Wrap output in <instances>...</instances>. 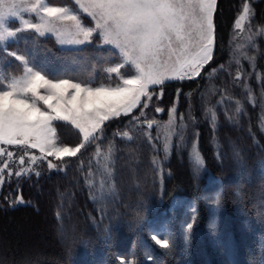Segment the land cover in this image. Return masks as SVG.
<instances>
[{
  "label": "trees",
  "instance_id": "16d2710c",
  "mask_svg": "<svg viewBox=\"0 0 264 264\" xmlns=\"http://www.w3.org/2000/svg\"><path fill=\"white\" fill-rule=\"evenodd\" d=\"M245 3L252 7V26L264 29V0H217L212 59L197 78L172 80L162 88L160 102L166 105L162 119L175 98L183 109L191 102L185 100V93L194 99L199 92L207 94L211 86L244 106L233 121L220 111L216 128L207 120L194 123L203 174L188 151L176 143L161 170L156 146L141 130L145 123L133 131L121 129L138 116L134 109L128 116L106 122L101 142L81 149L75 157L52 160L63 170L41 163L39 175L17 181L10 195H21L25 203L11 205L3 191L0 264H264V51L254 63L255 70L249 67L252 60H244V71L251 72L249 94L239 88L240 79L232 77V67L239 64L230 61L235 24ZM6 48L28 56L30 66L42 69L49 79L76 77L77 82L91 80L95 86L105 82L107 68L119 61L111 46L63 47L55 36L32 31L18 33ZM212 70L216 74L208 78ZM3 71L6 77L23 73L11 56L3 62ZM194 118L203 119L197 114ZM54 126L61 144L75 147L81 142L74 130L60 123ZM125 131L132 139L120 135ZM103 142L115 146L118 199L109 210L91 198L86 182L87 162ZM209 177L218 181L217 196L211 199L206 197V191L214 187ZM187 223H193V228L186 243ZM163 228L175 236L173 250L162 249L151 239L164 238Z\"/></svg>",
  "mask_w": 264,
  "mask_h": 264
},
{
  "label": "snow or ice",
  "instance_id": "6c2138e0",
  "mask_svg": "<svg viewBox=\"0 0 264 264\" xmlns=\"http://www.w3.org/2000/svg\"><path fill=\"white\" fill-rule=\"evenodd\" d=\"M74 4L88 13L94 26L85 25L74 7L50 6L45 0H33L28 6H24L25 0H0V47L22 31H32L40 36L53 33L57 43L62 45H114L120 49L123 63L108 69V72L116 74L120 67L134 65L135 73L114 88L93 87L94 81L77 82L76 77L49 79L42 69L29 66L32 61L28 56L18 55L16 51L8 52L19 61L23 75L6 77L0 61V145H16L25 150L39 148L41 153H46L42 159L47 156L57 159L75 157L81 149L102 140L106 121L128 116L134 108H140V115L133 116L129 122L140 124L141 116L145 115L143 109L149 106L152 94H157L155 88L152 94L149 93L150 86L162 88L166 82L186 79L188 71L198 76L200 69L212 59L213 12L217 0H74ZM23 12L36 13L40 22L24 20ZM243 13L240 19L248 17V5L243 7ZM9 18H19L22 27L11 28ZM63 22H72V27H61ZM235 27L241 28L240 20ZM193 32H196L198 41L204 42L199 59L181 65V70H186L184 75L167 74L163 67L164 55L177 51L174 44L186 49L185 42H191ZM4 50L7 51L6 48ZM6 79L8 82L5 84ZM155 111L163 110L155 108ZM57 123L74 130L81 136V142L75 147H56L58 133L54 125ZM144 123L147 128H152L156 121L145 120ZM120 135L132 139L127 131ZM168 150L165 146V151ZM0 156L11 158L13 153L0 147ZM36 159L35 156L30 157L32 162ZM193 159L197 169L203 167V159L195 149ZM18 163L23 165L25 156H20ZM48 167L63 170L50 161ZM6 171L9 176L14 174L17 177L39 175L31 169L13 173L5 160L0 167V185L5 182L2 174ZM16 202L24 203L22 199ZM215 203L219 205L220 201ZM192 228L193 223L186 224V243ZM160 235L164 238L152 236L151 239L162 249L173 250L175 236L167 228L161 229ZM147 258L153 259L151 255Z\"/></svg>",
  "mask_w": 264,
  "mask_h": 264
},
{
  "label": "rangeland",
  "instance_id": "374dc122",
  "mask_svg": "<svg viewBox=\"0 0 264 264\" xmlns=\"http://www.w3.org/2000/svg\"><path fill=\"white\" fill-rule=\"evenodd\" d=\"M66 0H45V3L50 4V6H58V7H74L79 14V16L82 18V22L85 25L91 24L94 26V21L91 20L88 13L83 12L80 10L79 6L74 4V0H71V4L65 3ZM33 0H25V5L28 6V4L32 3ZM245 5H248L250 8V13L247 18L240 19L244 13H243V7ZM251 5L249 3H245L242 6L241 12L238 16L237 20H240L241 28L237 29L235 27V32L233 35V44H232V58L231 62L234 64L238 63L239 65H235V67H232V77L233 78H239L240 84L239 88H242V92L244 94L250 93V74L249 72L247 74L246 71H244V60H247L249 62V67H252V70H255L254 63L257 61V57L262 51H264V43L262 40H264V29L261 31L259 29H256L251 24ZM91 11V10H89ZM215 12V11H214ZM214 12H213V24H214ZM22 18L24 20H28L32 23H39V18L36 16V13H30V12H23L21 14ZM237 22V21H236ZM8 24L11 28L15 29L17 27H22V25L19 22V18H9ZM236 25V24H235ZM61 27L69 28L72 27V22H63L61 24ZM55 36L53 33H46ZM45 34V35H46ZM196 32L192 33V39L191 42L186 41L187 44L186 49H182L179 45L174 44L173 47L177 48L176 52L172 53H166L164 55V65L163 67L167 69V74L170 75H184L186 70H181L182 64H188L193 63L196 60L199 59L200 54V48L202 47L203 41H198L196 39ZM214 36V43L212 47V56L214 53L215 48V32L213 33ZM17 37V36H16ZM15 37V38H16ZM15 38H10V40H13ZM9 40V41H10ZM8 41V42H9ZM6 42V44L8 43ZM6 44L3 47H0V61L5 62L7 58L10 56L7 54L8 52H12L11 50L6 48ZM63 47H80L79 45H71V44H61ZM118 52V58L119 61H117L115 64H111L107 70V78L105 79V82L99 84L98 86H104L108 88H114L118 84H122L123 79L130 78L132 74L135 73V66L132 67H120L119 72L116 74H112L108 72V69L112 67H117L120 64L123 63L122 57L119 55L120 49L116 48L114 45H108ZM6 48L7 51L4 50ZM20 55V54H18ZM169 55L171 56V59H169ZM250 55V58H249ZM210 62V61H209ZM208 62V63H209ZM206 63L201 69L200 73L202 72V69L208 65ZM256 64V63H255ZM252 65V66H251ZM30 66V65H29ZM224 69V67H222ZM235 71V72H234ZM216 74L215 71H211L206 75L208 78L214 76ZM23 73L19 76H22ZM200 75V74H199ZM198 75V76H199ZM188 78L186 79H194L197 78L193 72L188 71L187 72ZM249 83H248V80ZM246 82L244 83L243 81ZM8 81L6 80L4 83L6 84ZM93 87H98L95 85H92ZM208 86V85H206ZM206 86L202 88H206ZM164 85L162 86V88ZM153 88H155V92L157 94L162 93L161 86H150L149 87V93L152 94ZM213 86L210 87L209 90H207V94L199 92L197 93V96L193 99V97L189 93L184 94L185 100L188 98L191 100L189 105H186L183 109L181 108V102L179 101V98H175V102L170 108L168 109V116L166 119H162L161 116L163 113H157L155 111V108H162L166 109V105L164 103L160 102V99L163 96V93L161 95L152 94V100L149 102V106L145 109H143L145 115L141 116V122L144 123L145 120L147 121H156V123L153 125L152 128H147L146 124L143 126L142 123L135 124V123H129L132 119H130L128 122L124 123V128L121 127L122 130H125V128H129L130 131H133L135 128H140L141 130L148 136V138L155 144L156 150L159 154L158 157V165L160 166L161 170L164 171V162L167 160L168 155L171 151L172 146L176 143L175 146L179 147L180 149H186L188 151L189 157L194 161V149L195 152L199 154V156L202 158L199 150H198V136L199 132L197 131L194 123L196 121H206L209 122V124L213 127H217V114L221 111L226 116H228L230 121H233L235 117H237L240 110L243 109L244 106H242L241 101L231 97L228 94L219 95L217 89L212 91ZM205 91V90H204ZM247 99H250V96L247 97ZM159 100V102H157ZM264 103V101H263ZM151 107L153 111L150 113L147 111V109ZM138 112V116L141 113L140 108H134ZM133 109V110H134ZM175 109L174 112L171 110ZM204 113L205 118H203L201 113ZM197 114L198 116L202 117L203 119L197 120V118H194V115ZM111 121V120H110ZM261 125L262 129L264 131V106L262 108L261 113ZM108 122V121H106ZM106 122H105V128H106ZM120 127V126H119ZM102 140L105 138V131L102 134ZM102 140H99L101 142ZM182 143H185L186 145H183ZM55 144L56 147L62 148V147H72V146H65L61 144L58 140V137L55 138ZM165 146L169 149L167 152L165 151ZM0 147H5L8 151H11L13 153V156L11 158H6L4 156H0V167L3 166V162L6 160L9 169L14 173L16 171H19L21 169H31L32 172H36L39 168V164L52 162V160H57V157L55 156H47L46 159H42L41 157L44 156L46 153H41L39 148L35 149H27L21 148L16 145H0ZM115 146L109 143H102L98 144L96 146L95 152L91 159L87 162V176H86V182L90 191L91 198L98 203L99 205H102L107 210L110 208H114L115 204L117 202V192L115 188V181H114V170H115ZM50 149H46L48 151ZM25 156V163L23 165H20L18 163V158L20 156ZM35 156L37 159L35 162H32L30 160V157ZM195 162V161H194ZM197 168V167H196ZM199 174H203L204 170V164L202 168L197 169ZM4 178V183L0 185V195L3 193L4 190H6V199L11 205L20 204L16 201L19 199H22L25 203V199L18 195L14 198L12 195H10L11 189L14 188L15 183L19 181L22 177L28 176L24 175L21 177H17L16 175L9 176L8 172L2 174ZM210 178V177H209ZM210 182L214 184V187L206 191V197L211 199L217 196V182L212 177L210 178ZM10 195V197L8 196Z\"/></svg>",
  "mask_w": 264,
  "mask_h": 264
},
{
  "label": "water",
  "instance_id": "95a60500",
  "mask_svg": "<svg viewBox=\"0 0 264 264\" xmlns=\"http://www.w3.org/2000/svg\"><path fill=\"white\" fill-rule=\"evenodd\" d=\"M160 109H162V108H160ZM163 111H161V112H157V113H163L164 112V109H162Z\"/></svg>",
  "mask_w": 264,
  "mask_h": 264
}]
</instances>
